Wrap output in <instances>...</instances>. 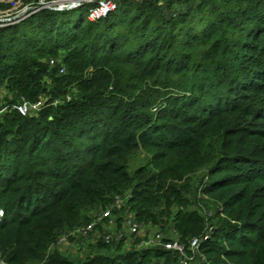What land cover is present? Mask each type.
Instances as JSON below:
<instances>
[{"label":"trees","instance_id":"obj_1","mask_svg":"<svg viewBox=\"0 0 264 264\" xmlns=\"http://www.w3.org/2000/svg\"><path fill=\"white\" fill-rule=\"evenodd\" d=\"M73 11L0 28L1 257L170 264L101 238L48 253L130 191L140 221L173 217L212 264H264V0H120L98 21ZM140 150L152 156L132 168Z\"/></svg>","mask_w":264,"mask_h":264},{"label":"built area","instance_id":"obj_2","mask_svg":"<svg viewBox=\"0 0 264 264\" xmlns=\"http://www.w3.org/2000/svg\"><path fill=\"white\" fill-rule=\"evenodd\" d=\"M120 0H38L27 5L13 18L0 19V27L22 21L41 10L73 11L89 7L88 20L98 21L118 9ZM27 107V104L24 105ZM37 107V105H34ZM19 110L23 112L22 107ZM133 195L128 191L118 194L106 208L94 213L85 225L75 227L70 233L58 237V242L73 240L76 250L86 246L88 241L101 238L105 243L122 246L123 251L164 250L172 255L170 264H209L202 249V237L196 236L181 241L174 222L152 224L140 221L135 211L131 210ZM166 262V258H160Z\"/></svg>","mask_w":264,"mask_h":264},{"label":"rangeland","instance_id":"obj_3","mask_svg":"<svg viewBox=\"0 0 264 264\" xmlns=\"http://www.w3.org/2000/svg\"><path fill=\"white\" fill-rule=\"evenodd\" d=\"M38 0H0V19H7V18H13L14 16H16L19 12H21L27 5L29 4H32V3H36ZM88 9L89 7H81V8H77V9H74V13L76 15H80V14H85L87 15L88 13ZM67 12V11H66ZM27 19V18H26ZM24 19V20H26ZM24 20L22 21H19L17 23H14V24H18V23H21L23 22ZM13 25V24H11ZM9 25V26H11ZM6 27V26H4ZM2 28V27H0ZM6 93V84H4L3 86H0V107H1V103H3V95ZM37 107L33 106L34 110H37L38 107L41 106L40 103L36 104ZM22 107V110L24 113H26L27 111H29V106L25 107V106H20ZM7 109V107H5L4 109H2L0 111V113H3L5 112ZM33 110V109H32ZM152 155L150 153H147L143 150H140L137 152V156L134 158V160L131 162L132 163V168H135L137 167L140 163L144 162V160H148L149 157H151ZM203 172V170L201 171V173ZM200 173V174H201ZM206 178L207 176L204 178V183L206 182ZM197 197L198 199H200L202 205L204 206V204H206L207 202L211 201V197H208L207 195H204L202 193H198L197 194ZM188 199L191 200V196L188 195ZM203 200H204V204H203ZM199 206H202L200 203H198ZM191 208V206H189ZM188 207V209H189ZM105 207H101L99 208L98 210L97 209H93L91 211H89L87 213V219L90 218L94 213H97V212H100L101 209H104ZM203 214H206L208 215V217H212L214 216L215 214V211H214V208L211 207V208H207L204 206L203 208V211H202ZM224 216V215H221V217ZM87 219L86 220H83V222L79 223V224H76V225H73L71 226L70 228L66 229V231H64L63 233H61L60 235L62 234H65V233H70L75 227H79V226H83L85 224H87ZM171 220H174L173 217ZM209 234V232H207ZM58 235L55 239V241L50 245L49 249H48V253H51L53 252L55 249L58 248V250L63 253V254H67L69 255L70 257H72L73 255H75L77 253L78 250H76L74 248V245L72 244L73 243V240L72 239H68L64 242H58V237L60 236ZM208 262L209 264H212L210 262V260L208 259ZM155 264H165L164 261H154ZM0 264H9L8 262H6L2 257H1V253H0ZM34 264H38V263H34Z\"/></svg>","mask_w":264,"mask_h":264}]
</instances>
